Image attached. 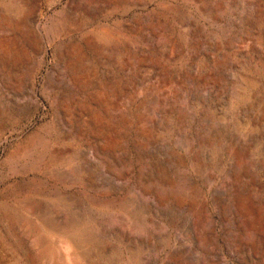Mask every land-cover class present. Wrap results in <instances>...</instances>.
<instances>
[{
    "label": "rangeland",
    "instance_id": "374dc122",
    "mask_svg": "<svg viewBox=\"0 0 264 264\" xmlns=\"http://www.w3.org/2000/svg\"><path fill=\"white\" fill-rule=\"evenodd\" d=\"M0 264H264V0H0Z\"/></svg>",
    "mask_w": 264,
    "mask_h": 264
}]
</instances>
